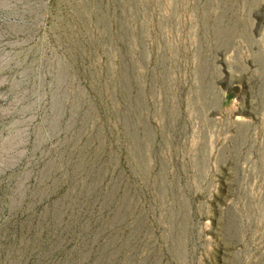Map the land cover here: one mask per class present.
Instances as JSON below:
<instances>
[{
    "label": "rangeland",
    "instance_id": "rangeland-1",
    "mask_svg": "<svg viewBox=\"0 0 264 264\" xmlns=\"http://www.w3.org/2000/svg\"><path fill=\"white\" fill-rule=\"evenodd\" d=\"M0 264H264V0H0Z\"/></svg>",
    "mask_w": 264,
    "mask_h": 264
}]
</instances>
